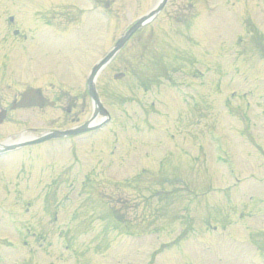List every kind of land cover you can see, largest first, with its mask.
<instances>
[{
    "label": "rangeland",
    "instance_id": "1",
    "mask_svg": "<svg viewBox=\"0 0 264 264\" xmlns=\"http://www.w3.org/2000/svg\"><path fill=\"white\" fill-rule=\"evenodd\" d=\"M158 1L0 0V40L5 26L14 42L10 15L27 34V49L0 63V100L28 86L76 100L68 111L10 112L0 141L86 122L92 66ZM261 52L264 0H168L97 76L111 118L99 114L96 130L50 151L0 154V264H153L150 254L173 239L158 264H264ZM111 210L128 223L164 213L162 225L187 213L201 236L141 229L130 238L112 228Z\"/></svg>",
    "mask_w": 264,
    "mask_h": 264
},
{
    "label": "flooded vegetation",
    "instance_id": "2",
    "mask_svg": "<svg viewBox=\"0 0 264 264\" xmlns=\"http://www.w3.org/2000/svg\"><path fill=\"white\" fill-rule=\"evenodd\" d=\"M38 15H39L38 17H42V13L38 12ZM38 17H37V21H40V22L43 21L41 19H38ZM44 17H46V16L44 15ZM12 24L8 25L9 28H10V31L13 30V28L11 29ZM14 36L20 37L18 42H11V41H5V42L2 41V42H0V63L5 62V60H9L8 57H9L10 50H12L14 47L19 48L23 52H24V50L27 49V43H26L27 42V40H26L27 39V34H25V33H21L19 35H15L14 34ZM137 38H138V36H136L133 40L135 41V40H137ZM46 88L45 89L43 88L44 95L46 97H48L50 100H54L55 104L51 106L50 103H46L44 106H42V108H39V107H30V108H37V109H40V110H45V109H48V108H58V109L60 108V109H64V110L68 111L69 108L71 109L73 107L72 106L73 103L74 104L76 103V100L74 101V100H71L70 98L65 100L62 95H60L61 96V98H60L59 94H54L53 90L51 91V93H49ZM16 96H18V93L15 94L13 97H16ZM9 106H10V101H6V99L1 98V100H0V108H1V110L3 109V111L7 112V111H9L8 110ZM24 109L26 110L28 108H24ZM57 128H58V126H57ZM59 128H66L65 127V123H62L61 127H59Z\"/></svg>",
    "mask_w": 264,
    "mask_h": 264
},
{
    "label": "water",
    "instance_id": "3",
    "mask_svg": "<svg viewBox=\"0 0 264 264\" xmlns=\"http://www.w3.org/2000/svg\"><path fill=\"white\" fill-rule=\"evenodd\" d=\"M166 0H161L160 6L150 12L148 15L140 18V20H138L130 29L129 31L123 35V37H121L116 45L114 46V48L110 51V53L99 63L97 64L92 72L91 75L89 77L88 83H89V90L92 94V97L95 99L96 102H98V97H97V92L95 89V85H94V79L95 76L97 75V73L101 70V68L115 55V53L124 45L125 41L128 39V37L131 35L132 32H134L136 29H138L139 27H141L142 25H144L146 22H148L164 5ZM120 76V75H118ZM36 94L35 90H30L28 92H26L24 94V97L27 96L28 98H31L32 96H34ZM53 135V134H52ZM49 136V135H48ZM44 139V138H42Z\"/></svg>",
    "mask_w": 264,
    "mask_h": 264
}]
</instances>
